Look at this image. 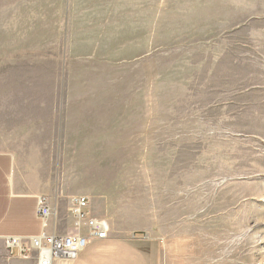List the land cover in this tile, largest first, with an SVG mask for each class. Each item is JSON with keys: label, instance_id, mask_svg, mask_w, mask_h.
Masks as SVG:
<instances>
[{"label": "rangeland", "instance_id": "374dc122", "mask_svg": "<svg viewBox=\"0 0 264 264\" xmlns=\"http://www.w3.org/2000/svg\"><path fill=\"white\" fill-rule=\"evenodd\" d=\"M7 147L161 264H264V0H0Z\"/></svg>", "mask_w": 264, "mask_h": 264}, {"label": "crops", "instance_id": "0c3cea01", "mask_svg": "<svg viewBox=\"0 0 264 264\" xmlns=\"http://www.w3.org/2000/svg\"><path fill=\"white\" fill-rule=\"evenodd\" d=\"M30 169L14 149H0V264H35L34 258H21L16 247L8 249L5 238L41 234L42 225L41 229L22 231L26 230L31 217L27 211L32 201L33 215L40 220L36 214L39 196H47L51 201L59 222L54 233L63 234L70 228L68 208L75 194L55 185L52 176H43L37 168L35 173ZM88 210L92 217L105 223L108 237L91 239L74 259L59 258L53 264H161V246L155 239L136 232L117 234L90 198ZM53 219L48 221L45 231H53Z\"/></svg>", "mask_w": 264, "mask_h": 264}, {"label": "built area", "instance_id": "2783aa9c", "mask_svg": "<svg viewBox=\"0 0 264 264\" xmlns=\"http://www.w3.org/2000/svg\"><path fill=\"white\" fill-rule=\"evenodd\" d=\"M89 197L78 194L71 198L68 208L70 228L66 233L56 234L59 226L57 216L47 196H39L36 214L41 221V234L36 236H7L5 244L8 249L16 247L21 258H34L35 264H53L59 258L74 259L91 239L108 237L104 222L92 217L88 210ZM53 219V231H45L48 221Z\"/></svg>", "mask_w": 264, "mask_h": 264}]
</instances>
